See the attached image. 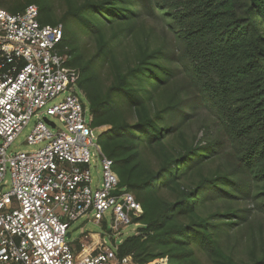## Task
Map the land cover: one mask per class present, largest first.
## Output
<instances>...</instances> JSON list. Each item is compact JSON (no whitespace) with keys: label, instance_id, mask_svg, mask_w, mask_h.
<instances>
[{"label":"trees","instance_id":"trees-1","mask_svg":"<svg viewBox=\"0 0 264 264\" xmlns=\"http://www.w3.org/2000/svg\"><path fill=\"white\" fill-rule=\"evenodd\" d=\"M29 4L62 24L101 150L141 205L119 254L264 264V0H0Z\"/></svg>","mask_w":264,"mask_h":264},{"label":"built area","instance_id":"built-area-1","mask_svg":"<svg viewBox=\"0 0 264 264\" xmlns=\"http://www.w3.org/2000/svg\"><path fill=\"white\" fill-rule=\"evenodd\" d=\"M69 60L61 23L41 24L35 4L17 12L0 6V264H140L119 254L124 240L118 237L131 225L138 234L141 205L119 186L113 160L94 143L92 114ZM45 106L27 136L42 146L8 156L11 141ZM91 147L101 155L95 185ZM109 209V243L97 233L71 239V221L98 223ZM91 246L93 252L80 255ZM166 262L163 256L143 264Z\"/></svg>","mask_w":264,"mask_h":264},{"label":"rangeland","instance_id":"rangeland-1","mask_svg":"<svg viewBox=\"0 0 264 264\" xmlns=\"http://www.w3.org/2000/svg\"><path fill=\"white\" fill-rule=\"evenodd\" d=\"M83 100V98H82ZM54 102H56V100L51 101L48 105L53 104ZM84 102L86 103V106L88 107L87 102L84 99ZM45 108L39 109L35 111V115L31 116V118L28 120V123L21 129V131L17 134V136H15V138L11 141V143L9 144V146L6 149V154L8 156H12L17 152H24V151H30V150H34L37 148H40L42 146V144H30L27 142V136L31 133L34 125L36 124V122L38 121V119L42 116H45ZM37 115V116H36ZM89 115V111L87 112V116ZM52 118V119H51ZM49 120H55V123L60 127V122L53 118V117H48ZM103 128H94V143L99 144L100 145V141H99V135L102 132ZM2 143V140L0 139V144ZM91 153L92 154V160H94V162H91V166H90V173H91V178H92V184L95 185L96 182L99 180V178L101 177V171H102V167H101V163H100V154L99 152L94 148L91 147L90 148ZM8 179V176L6 177ZM8 187H5V190H7ZM112 225V216H111V210H107L104 213V220L95 223L93 221H91L90 219L88 220L87 218L83 217V218H79L75 221H71L70 222V226L68 228V231L71 234V239H78L80 237H83V233H97L100 235H103L106 239L107 242L109 243V237H108V233L110 230V226ZM134 235V229L131 226H128L124 231H123V235H121L120 237H118V239H125L128 236H132ZM90 240V239H89Z\"/></svg>","mask_w":264,"mask_h":264},{"label":"water","instance_id":"water-1","mask_svg":"<svg viewBox=\"0 0 264 264\" xmlns=\"http://www.w3.org/2000/svg\"><path fill=\"white\" fill-rule=\"evenodd\" d=\"M67 236H69V233L67 234Z\"/></svg>","mask_w":264,"mask_h":264}]
</instances>
